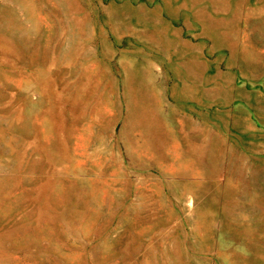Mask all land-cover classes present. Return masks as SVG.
<instances>
[{
  "label": "rangeland",
  "instance_id": "374dc122",
  "mask_svg": "<svg viewBox=\"0 0 264 264\" xmlns=\"http://www.w3.org/2000/svg\"><path fill=\"white\" fill-rule=\"evenodd\" d=\"M0 264H264V0H0Z\"/></svg>",
  "mask_w": 264,
  "mask_h": 264
}]
</instances>
